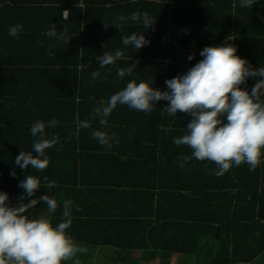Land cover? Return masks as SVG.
Masks as SVG:
<instances>
[{"label":"trees","instance_id":"trees-1","mask_svg":"<svg viewBox=\"0 0 264 264\" xmlns=\"http://www.w3.org/2000/svg\"><path fill=\"white\" fill-rule=\"evenodd\" d=\"M226 1L0 0L6 3L0 6V37L6 41L0 43V54L6 55L4 61L0 59V191L16 206L24 192L20 181L27 174L37 176L41 187L24 202L47 194L57 200L58 208L50 214L47 205L39 202L25 214L52 215L54 225L61 222L63 202L70 200L72 222L66 231L86 249L77 254L80 264H91L94 252L104 247L114 252L105 256L111 264L264 260V158L255 170L244 163L217 176L214 163L196 160L191 149L174 143L186 134L192 117L163 112L168 103L164 100L150 113L118 105L106 126L99 123L100 117L93 118L99 101L107 102L134 78L166 91V79L186 73L203 58L204 47L220 45L226 38L251 66H264V0L247 8L234 0L235 12L223 10ZM143 4L155 16H150L155 26L146 30L138 26L142 21L132 20L120 25V11ZM64 8H68L66 18ZM22 9L44 18L34 25L17 17ZM5 19L20 20L21 34L11 37L10 27L2 24ZM53 25L58 35L67 28V43L46 35ZM137 29H145L150 43L135 51L122 43V37ZM18 43H26L23 48L31 45L36 54L31 56L25 49L29 56H11L13 44ZM116 50L122 58L101 68L99 57ZM12 62L15 66H10ZM134 65L131 76H117V69ZM94 71L99 72L95 80ZM258 79L249 77L241 87L251 91ZM25 83L33 85V93L18 88ZM53 118L57 123L46 127L45 135L58 136L59 142L46 150L47 168L37 172L31 165L15 166L21 149L32 151L31 126ZM85 120L91 127L78 129ZM97 129L116 134L110 149L91 137ZM50 182L55 186L47 188Z\"/></svg>","mask_w":264,"mask_h":264},{"label":"clouds","instance_id":"clouds-1","mask_svg":"<svg viewBox=\"0 0 264 264\" xmlns=\"http://www.w3.org/2000/svg\"><path fill=\"white\" fill-rule=\"evenodd\" d=\"M257 2L240 0V6L252 7ZM124 19L123 16L118 17L120 21ZM129 19L142 21L146 30L155 23L147 12H134ZM115 26L121 30L119 24ZM20 31L21 25L12 26L9 35L18 36ZM66 33L67 28L58 35L53 25L46 35L67 43ZM122 43L138 51L150 41L144 32H133L122 37ZM122 55L120 50L114 54L104 51L99 57L100 67L114 65ZM200 55L203 58L186 73L166 79V91L154 87L151 82L132 79L107 102L99 101L100 106L93 110V118L100 117L99 123L106 126L107 118L118 105L150 113L157 102L164 100L168 103L163 112L171 116L182 112L192 117L187 123L186 134L174 139L177 146H187L196 160L214 163L217 176L229 171L233 165L244 163L249 165L250 170H255L264 158V78L258 79L251 91L241 85L246 84L249 77H264V66H251L246 58L237 55V48L227 38L220 45L204 47ZM188 59H193V55H189ZM135 67L119 68L116 74L120 78L131 76ZM91 75L95 80L99 72L94 71ZM56 123L53 118L47 124L38 120L31 126L30 133L34 137L32 151L21 149L15 157V166L27 169L31 165L37 172L47 168L49 157L46 150L58 143L59 137H46L45 129L55 127ZM89 127L88 120L78 123V129ZM90 135L100 145L110 149L116 134L109 136L106 131L97 129ZM183 159L187 161L189 157L184 156ZM11 175H16L14 170ZM44 179L47 180V177ZM19 186L24 192L16 206H11L8 194L0 191V264H66L69 261L80 264L77 254L86 252V249L78 246L66 231L72 222V202H63L61 222L54 225L52 215L29 217L25 214L39 202L47 205L50 214L58 208L57 200L47 194L24 202L41 187L40 179L27 174ZM54 186L55 182L46 184L47 188Z\"/></svg>","mask_w":264,"mask_h":264},{"label":"crops","instance_id":"crops-1","mask_svg":"<svg viewBox=\"0 0 264 264\" xmlns=\"http://www.w3.org/2000/svg\"><path fill=\"white\" fill-rule=\"evenodd\" d=\"M173 1V0H172ZM235 1L234 0H232V1H226V2H224V3H226V4H223L222 5V7L223 8H225V9H223V10H231L232 12H235V7H237L236 5H235V3H234ZM170 3H172L171 1H170ZM4 5H6V3L4 4V3H1L0 2V6H4ZM83 5H81V7H82ZM143 6V7H142ZM140 8H134L133 10H131V9H127V10H122V11H120L119 13H118V15H120V16H123V17H125V19L123 20V21H120L119 23H120V25H124V22H128L129 20H131V19H129V17L131 16V14L132 13H134V12H139V13H144V12H147L148 14H149V16H151V17H153L151 14H150V8L146 5V4H143ZM16 9H19V8H15V10ZM37 9H38V11H44L45 9H41V7H37ZM65 10H67V11H65ZM1 13V12H0ZM155 13V12H154ZM153 13V14H154ZM29 15V17L30 18H28L27 16H24V15ZM62 15H63V17H65L66 18V16L68 15V8H64L63 9V13H62ZM19 16H22L21 18H23V20L25 19L26 21L29 19V21H32V23L34 24H40L41 23V19L42 18H44V15L43 14H37V15H35L34 16V14L30 11V10H28V9H22V10H20L19 11V15L17 16V17H19ZM119 16V17H120ZM153 18H155V16L153 17ZM19 19V18H18ZM17 19V21L15 20V22H9V19H5L3 22H2V24H4L3 26L4 27H12V26H16V25H21L22 23L20 22V20H18ZM156 21V20H155ZM143 22H140V23H138V26L139 27H143L144 25L142 24ZM34 24V25H35ZM98 25V24H97ZM137 25V23H134V24H132V25H130V26H136ZM22 26V25H21ZM153 26H155V25H153ZM152 27V26H151ZM151 27H149V28H151ZM141 30V29H140ZM140 30H138L137 29V34H141V33H143L144 32V30L145 29H143L142 31H140ZM21 32V31H20ZM18 33V34H21V33ZM133 33V32H132ZM146 34H148L147 32L145 33L144 32V35L146 36ZM6 36V35H5ZM83 36V35H82ZM4 36H1L0 37V43L1 44H4V42H6L5 41V38L4 39H1V38H3ZM12 37V36H11ZM8 38H10V37H8ZM148 41H150L149 40V38H146ZM24 44H26V43H18V44H13V48H12V50H11V53H10V55L11 56H19V55H24L25 53V51H28V52H30L29 53V55H34V54H36L35 53V49H38L36 46H35V44L32 42V44H31V41H30V44L33 46V47H35V49H32V48H29V47H32L31 45H29V46H27V45H25V46H27L28 48H23L22 46L24 45ZM119 44V43H118ZM148 45V44H147ZM146 45V46H147ZM119 46V45H118ZM18 48V49H17ZM21 48H23L22 50H21ZM26 49V50H25ZM32 49V50H31ZM116 49H118V48H116ZM25 50V51H24ZM24 51V52H23ZM37 52V51H36ZM52 53H55V52H52ZM8 55H9V52H8ZM25 55H27V56H29L28 54H25ZM0 59H1V61H4L5 59H6V55H5V53L4 54H0ZM13 64L12 65H10V66H15V64H14V62H12ZM1 65H3V63L2 62H0V66ZM53 73V72H52ZM2 75V74H1ZM261 79H262V77H261ZM50 81H51V83L52 82H54L52 79H49ZM29 82V81H28ZM55 83V82H54ZM57 83L58 84H60L59 83V81H57ZM62 85V84H61ZM18 88H21L22 90H24V91H27V92H31V93H33L34 92V90H32L33 89V85H31L30 83H25L24 85H22V86H18ZM18 88H17V90H18ZM118 90H121L122 88H117ZM66 101H67V99H66ZM105 248V247H104ZM106 248H108V247H106Z\"/></svg>","mask_w":264,"mask_h":264},{"label":"rangeland","instance_id":"rangeland-1","mask_svg":"<svg viewBox=\"0 0 264 264\" xmlns=\"http://www.w3.org/2000/svg\"><path fill=\"white\" fill-rule=\"evenodd\" d=\"M114 255L113 250H108L105 248H103L101 251L100 250H96L93 254V258H92V263L91 264H111L110 261L106 260L105 256H111ZM169 260V258L167 259V261ZM173 260V258H172ZM155 264H159V260L157 259V261L155 262ZM237 264H264V260L261 258H256V260L252 261V262H239Z\"/></svg>","mask_w":264,"mask_h":264},{"label":"water","instance_id":"water-1","mask_svg":"<svg viewBox=\"0 0 264 264\" xmlns=\"http://www.w3.org/2000/svg\"><path fill=\"white\" fill-rule=\"evenodd\" d=\"M216 235H217V236L219 235V230L216 232Z\"/></svg>","mask_w":264,"mask_h":264},{"label":"built area","instance_id":"built-area-1","mask_svg":"<svg viewBox=\"0 0 264 264\" xmlns=\"http://www.w3.org/2000/svg\"><path fill=\"white\" fill-rule=\"evenodd\" d=\"M262 78H264V77H262Z\"/></svg>","mask_w":264,"mask_h":264}]
</instances>
